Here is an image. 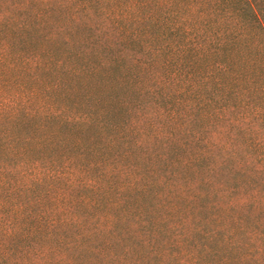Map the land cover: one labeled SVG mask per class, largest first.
Segmentation results:
<instances>
[{
  "label": "trees",
  "instance_id": "16d2710c",
  "mask_svg": "<svg viewBox=\"0 0 264 264\" xmlns=\"http://www.w3.org/2000/svg\"><path fill=\"white\" fill-rule=\"evenodd\" d=\"M50 1L0 0V264H56L65 260L63 253L51 257L59 246L43 244L55 237L57 244L69 245L57 235L58 227L78 223L70 209H61L65 193L56 186L60 180L87 191L77 201L91 209L107 193L117 195L116 201L111 196L108 199L113 206L131 194L145 196L155 191V197L169 196L177 209L183 208L190 216L213 213V229H205L202 219L196 218L201 233L211 236L223 230L227 241L233 233L244 231L243 218L264 212V0H135L137 7L146 10L144 20L152 21L154 27L144 55L132 54L128 62L120 49L123 45L134 47L141 29L120 27L119 35L110 38L102 26H93L97 31L84 37L91 42L78 52V57L88 55L93 61L69 69L71 78L78 77L85 90L83 98L92 102L88 110L78 114L66 113L49 99L50 91L58 88L62 79L51 84L37 73H47L51 66L31 46L53 39L45 30L54 11ZM118 1L107 2L115 6ZM95 2L100 5L103 0L81 2L78 14L87 13ZM87 15L89 19L90 13ZM118 24L115 19L113 27ZM150 68H161L162 72L145 76V81L139 79ZM38 84L43 89L35 86ZM120 91L128 97H122ZM130 93L153 96L152 111L149 117L144 116L151 119L162 113L176 129L164 135L156 129L149 135V144L157 142L164 149L154 156L155 164L169 171L157 174L153 163L143 172L108 167L105 161L110 157L104 155L101 162L105 168L96 175L91 174L93 166L98 169L100 164L92 162L75 177L69 170L71 161L57 165L35 156L67 137H78L72 146L78 144L81 155L104 146L121 147L124 159L133 150L143 151L147 135L142 133L138 139L137 121L127 117ZM195 116L200 122L212 119L229 132L235 129L242 135L241 141L233 137L221 143L211 141L201 131L192 132L187 125ZM238 148L247 151L237 155L233 151ZM251 150L259 152L250 154ZM151 159L148 155L145 163ZM116 176L121 177L118 183ZM254 182L257 185L250 188ZM163 187L164 195L158 191ZM46 200L56 203L55 209L46 205ZM221 215L230 221L226 229L218 223ZM108 219L93 225V230L113 224L114 220ZM87 221L80 219L79 226ZM87 239L80 234L78 244ZM259 253L261 263L264 258ZM132 264L143 263L134 257Z\"/></svg>",
  "mask_w": 264,
  "mask_h": 264
},
{
  "label": "rangeland",
  "instance_id": "374dc122",
  "mask_svg": "<svg viewBox=\"0 0 264 264\" xmlns=\"http://www.w3.org/2000/svg\"><path fill=\"white\" fill-rule=\"evenodd\" d=\"M83 1L87 0H51L50 6L53 7L54 11L47 20L45 30L51 34L53 39L46 43L37 42L35 45L34 43L31 45L41 53L43 61L49 60L51 63L47 73L41 71L37 73L51 84H55L59 78L62 79L61 85L56 89L52 88L50 91L49 99L55 101L59 107L64 108L68 114L86 111L92 104L83 98L82 93L85 90L79 86L78 77L71 78L69 69L73 67L78 69V67H84L93 61V57L88 55L83 58L78 57V52L82 50L84 44L91 42L90 39L85 40L84 37L93 31H97V28L93 26H102L110 33V38L119 35L120 27L127 31H129L128 29H141L136 37L134 47L123 45L120 48L126 54L128 62L132 60L129 59L132 54H136L137 57L144 55L142 54L144 47L146 43L150 42L149 33H154L151 32L154 31L153 22L144 20L146 10L140 6L137 7L134 4L135 0H119L118 5L115 6H111L107 2L110 0H105L107 3H103V0L100 5L95 2L87 13L83 11L78 14L79 5ZM127 7H130V10ZM89 13L90 18L88 19L87 14ZM115 19L119 20L116 29L113 27ZM58 61H62L61 67L58 66ZM156 72L161 73L162 69L150 68L147 74L139 79L145 81V76L146 78L153 76ZM39 84L35 86L38 89H43V86ZM88 90L92 89L88 87ZM118 94H123L122 97L125 98L128 97V93L124 91H120ZM129 99L131 102L127 117L137 121L140 129L138 132L140 135L137 138H142V133L147 135L143 151L133 150L131 156L124 159L121 155V147L113 149L104 146L101 150L81 155L78 151V144L72 146L73 139H77L78 143V137H67L49 149L34 153L35 156L46 163L53 160L57 165L66 164L68 160L71 161L69 170H73L72 173L75 174V177H78L79 169L92 162L100 164L98 169L93 166L92 176L96 175L101 167L105 168L106 164L108 167L125 166L130 167L127 170H132V172H143L147 171L153 163L156 166L157 174L161 175L169 171L168 168L165 169V167L155 164L154 156L164 149L162 145L157 146V142L153 143L155 145L149 144L151 142L149 135L156 129L160 131L161 135L175 133L176 129L169 125L168 119L162 113L151 116V119L144 116L146 114L149 117L152 111L153 96L130 93ZM202 122L198 116H195L193 121L189 120L187 127L192 132L201 131L211 141L218 139L222 143L230 141L234 137V139H239V142L242 139V135L235 133V129L229 132L227 128L215 123L212 119ZM152 123L154 125H150ZM173 145L176 143L173 142ZM172 148L167 151L168 154ZM225 151L218 149V152L221 153ZM246 151V149L238 148L233 152H236L237 155H243ZM258 152V150L249 151L250 154H257ZM104 155L110 157L109 161H105V165L101 162ZM148 155L152 159L145 163ZM120 179V176L115 177L117 183ZM184 179L179 177V180ZM256 185L257 183L254 182L249 187L253 188ZM56 186L63 188L65 193V201L61 209H70L78 221L75 224H63L58 227L57 235L63 236L65 241L70 243L69 245L57 244L55 237L43 243L59 246L51 257L58 253H63L66 256L62 263L56 264H132L134 257L141 260L143 264H180L179 259L184 264H190L193 261L196 264H264V261L259 263L261 258L258 255V251H260L259 254L264 258V212L257 217L243 218L245 230L233 233L231 238L226 241L224 238L228 234L223 230H221L222 232H215V235L211 236L197 230L196 218L202 219L201 223L205 229L209 230L216 227L214 220L211 219L213 213L202 211L194 217L190 216L183 208L177 209L169 196L155 197V191L145 196L131 194L127 198V202L124 201L126 204L122 205L124 202L117 201V204L113 206L108 204V199L111 196V199L116 201L117 195L107 193L100 199L99 205L91 209L85 204L78 203V197L87 192L78 187V184L67 186L64 180H60L56 182ZM158 191L163 192V195L166 193L164 187ZM262 191L264 192V189ZM71 203H73L72 207L68 208ZM45 204L55 209L56 203L52 204L46 200ZM83 218L88 219V221L83 227H80V219ZM106 218H109L108 220L113 219V224L101 226L99 230H93V225L102 223ZM220 219L218 223H221L224 229L229 227L230 221L228 222L226 216L224 218V215H221ZM134 222H138V225H134ZM230 228L232 227L230 226ZM82 233L88 239L85 240V244L80 245L78 239ZM124 251H128V253L125 254ZM152 252L157 255H151ZM114 255L124 256L126 259L117 261Z\"/></svg>",
  "mask_w": 264,
  "mask_h": 264
}]
</instances>
